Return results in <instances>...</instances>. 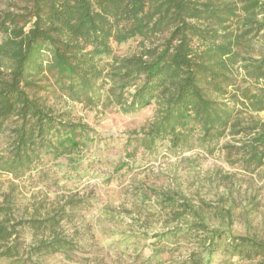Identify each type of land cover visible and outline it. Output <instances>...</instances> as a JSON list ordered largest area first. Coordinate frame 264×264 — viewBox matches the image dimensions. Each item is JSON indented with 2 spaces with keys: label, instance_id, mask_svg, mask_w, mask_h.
<instances>
[{
  "label": "trees",
  "instance_id": "16d2710c",
  "mask_svg": "<svg viewBox=\"0 0 264 264\" xmlns=\"http://www.w3.org/2000/svg\"><path fill=\"white\" fill-rule=\"evenodd\" d=\"M28 3L26 15L0 13L1 171L22 174L42 154L57 158L90 143L87 127L67 111H55L51 95L115 105L125 114L153 108L152 123L137 140L145 146L166 141L174 152L196 146L211 152L227 135L241 134L235 148L243 161L264 163V120L240 126L243 114L264 111V0ZM133 42V53H113V43ZM6 210L0 206V213ZM64 215L62 209L27 221L34 230L50 232L33 251L78 248L54 234ZM195 226L189 232L205 234L196 235L200 249L180 264H211L216 252L264 264V242ZM12 231L0 224V258L6 260L19 255L18 240L8 241ZM7 264L26 263L17 258Z\"/></svg>",
  "mask_w": 264,
  "mask_h": 264
},
{
  "label": "rangeland",
  "instance_id": "374dc122",
  "mask_svg": "<svg viewBox=\"0 0 264 264\" xmlns=\"http://www.w3.org/2000/svg\"><path fill=\"white\" fill-rule=\"evenodd\" d=\"M28 7V0H0V13L9 9L26 15ZM135 48L134 42L112 44L117 56ZM48 101L85 125L91 140L57 158L42 154L22 174L0 170V206L7 208L0 224L13 230L8 241L20 243L19 255L0 258V264L17 258L26 264H180L200 249L196 235L205 234L189 232L194 225L264 242V163L243 161L235 148L241 134L227 135L211 152L198 146L174 152L166 141L145 146L137 140L149 129L153 108L125 114L115 105L91 106L53 95ZM255 120H264V111L243 114L240 126ZM71 200L79 205H68ZM62 209L65 215L54 234L78 248L36 253L32 248L50 232L34 230L27 221ZM259 260L216 252L211 264Z\"/></svg>",
  "mask_w": 264,
  "mask_h": 264
}]
</instances>
